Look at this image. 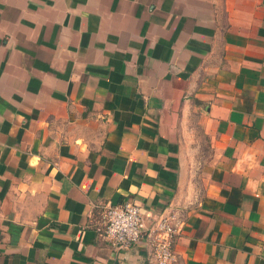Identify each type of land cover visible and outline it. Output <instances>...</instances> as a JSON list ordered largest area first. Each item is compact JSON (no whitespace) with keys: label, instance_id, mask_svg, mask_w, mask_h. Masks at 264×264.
Listing matches in <instances>:
<instances>
[{"label":"crops","instance_id":"obj_1","mask_svg":"<svg viewBox=\"0 0 264 264\" xmlns=\"http://www.w3.org/2000/svg\"><path fill=\"white\" fill-rule=\"evenodd\" d=\"M263 109L264 0H0V264H264Z\"/></svg>","mask_w":264,"mask_h":264},{"label":"built area","instance_id":"obj_2","mask_svg":"<svg viewBox=\"0 0 264 264\" xmlns=\"http://www.w3.org/2000/svg\"><path fill=\"white\" fill-rule=\"evenodd\" d=\"M103 219V236L112 247L128 248L143 238L147 264H173L176 261L173 241L181 230L182 219L175 210L160 213L147 226L140 206L125 200L115 204L107 203Z\"/></svg>","mask_w":264,"mask_h":264},{"label":"rangeland","instance_id":"obj_3","mask_svg":"<svg viewBox=\"0 0 264 264\" xmlns=\"http://www.w3.org/2000/svg\"><path fill=\"white\" fill-rule=\"evenodd\" d=\"M200 154L202 155V150L200 151Z\"/></svg>","mask_w":264,"mask_h":264}]
</instances>
